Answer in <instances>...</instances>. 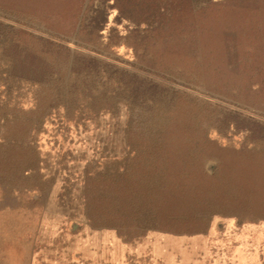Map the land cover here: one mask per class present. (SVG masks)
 Listing matches in <instances>:
<instances>
[{
    "label": "rangeland",
    "instance_id": "374dc122",
    "mask_svg": "<svg viewBox=\"0 0 264 264\" xmlns=\"http://www.w3.org/2000/svg\"><path fill=\"white\" fill-rule=\"evenodd\" d=\"M263 190L264 0H0V264H264Z\"/></svg>",
    "mask_w": 264,
    "mask_h": 264
},
{
    "label": "bare ground",
    "instance_id": "6f19581e",
    "mask_svg": "<svg viewBox=\"0 0 264 264\" xmlns=\"http://www.w3.org/2000/svg\"><path fill=\"white\" fill-rule=\"evenodd\" d=\"M259 166H260V165H259ZM255 179H256V178H255ZM257 182H258V181H257ZM257 185H258V184H257ZM254 186H256L255 183H254ZM259 187H261L260 184H259ZM255 188H256V187H255ZM255 190H256V189H255ZM214 191H215V190H214ZM257 191H258V190H257ZM263 191H264V190H263ZM257 193H259V192H257ZM261 193H264V192L261 191ZM256 196H257V195H256ZM258 196H259V195H258ZM262 196H263V195H262ZM260 198H261V197H260ZM257 200H258V199H257ZM254 202H255V201H254ZM256 203H257V202H256Z\"/></svg>",
    "mask_w": 264,
    "mask_h": 264
}]
</instances>
